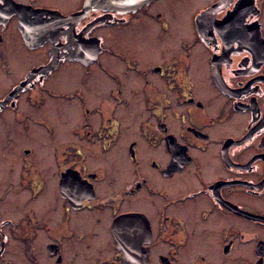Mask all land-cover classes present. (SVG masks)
Here are the masks:
<instances>
[{"label": "flooded vegetation", "instance_id": "af4514ba", "mask_svg": "<svg viewBox=\"0 0 264 264\" xmlns=\"http://www.w3.org/2000/svg\"><path fill=\"white\" fill-rule=\"evenodd\" d=\"M84 1L0 0V264H264V0Z\"/></svg>", "mask_w": 264, "mask_h": 264}, {"label": "water", "instance_id": "95a60500", "mask_svg": "<svg viewBox=\"0 0 264 264\" xmlns=\"http://www.w3.org/2000/svg\"><path fill=\"white\" fill-rule=\"evenodd\" d=\"M152 1L153 0H85L83 11L86 12L90 9H99L108 12L119 11L121 13H130L139 10L140 8L145 5H148ZM226 1L227 0H219L216 5L203 12L199 19H204L206 14H208L214 8L226 3Z\"/></svg>", "mask_w": 264, "mask_h": 264}, {"label": "rangeland", "instance_id": "374dc122", "mask_svg": "<svg viewBox=\"0 0 264 264\" xmlns=\"http://www.w3.org/2000/svg\"><path fill=\"white\" fill-rule=\"evenodd\" d=\"M206 0H180V2L185 6V7H193L194 8V6L196 5V4H200L199 6H202L203 4H204V2H205ZM196 3V4H195ZM193 10V9H192ZM182 19H183V22L181 23V25L184 23V24H186V26H184V30L182 31L181 29H180V25L179 24H174L175 26L174 27H176V29H175V31H174V33H178V31L180 32V33H187V28H188V31H189V25H188V22H187V16L185 15V13H183L182 15ZM184 19H186V20H184ZM181 21V20H180ZM185 27H186V29H185ZM107 33H110V31H108V30H105L104 31V34H107ZM62 122H60L59 121V125L61 124ZM63 124V123H62Z\"/></svg>", "mask_w": 264, "mask_h": 264}]
</instances>
